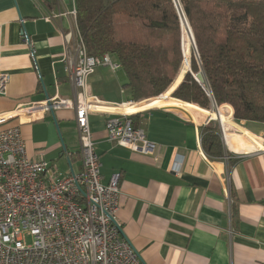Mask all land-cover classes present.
Here are the masks:
<instances>
[{
	"label": "crops",
	"instance_id": "obj_1",
	"mask_svg": "<svg viewBox=\"0 0 264 264\" xmlns=\"http://www.w3.org/2000/svg\"><path fill=\"white\" fill-rule=\"evenodd\" d=\"M74 10V0H0V73L8 76L0 115L10 116L3 128L19 127L27 157L63 175L81 169L73 111L28 114L23 106L73 99L60 59L65 35L76 34ZM179 72L182 79L186 72ZM126 84L122 68L98 67L87 78L101 182L119 175L116 221L122 237L144 264H264V122L235 121L232 108L221 105L225 144L220 119L210 118L213 109L174 99L168 91L133 102ZM127 103L132 105L121 106ZM117 114L129 116L155 143L153 155L108 141L105 122ZM206 126L220 139L211 156L201 143Z\"/></svg>",
	"mask_w": 264,
	"mask_h": 264
},
{
	"label": "built area",
	"instance_id": "obj_2",
	"mask_svg": "<svg viewBox=\"0 0 264 264\" xmlns=\"http://www.w3.org/2000/svg\"><path fill=\"white\" fill-rule=\"evenodd\" d=\"M72 15L75 17V10ZM21 38L33 58L29 39L24 33ZM60 62L71 83L73 99L52 97L22 106L28 114L73 111L81 169L63 175L44 160H30L19 127L3 128L10 116L0 115V264H144L121 235L116 221L119 175L102 184L88 121L93 107L87 95V78L98 67L114 72L121 66L108 54L88 56L77 30L75 36L65 35ZM7 83L8 76L0 73V96L6 94ZM216 109L215 119L219 120ZM105 130L110 143L131 152L151 156L156 149L125 114L108 117ZM175 167L178 170V163Z\"/></svg>",
	"mask_w": 264,
	"mask_h": 264
},
{
	"label": "trees",
	"instance_id": "obj_3",
	"mask_svg": "<svg viewBox=\"0 0 264 264\" xmlns=\"http://www.w3.org/2000/svg\"><path fill=\"white\" fill-rule=\"evenodd\" d=\"M176 1L182 21L174 0H74L87 55L108 54L120 64L133 102L174 91L172 98L206 110L211 98L217 107L227 104L235 121L264 122V0ZM188 28L197 57L182 80L176 76L188 69ZM182 31L189 33L183 63ZM200 70L204 86L193 77ZM201 143L208 156L220 148L207 126Z\"/></svg>",
	"mask_w": 264,
	"mask_h": 264
},
{
	"label": "water",
	"instance_id": "obj_4",
	"mask_svg": "<svg viewBox=\"0 0 264 264\" xmlns=\"http://www.w3.org/2000/svg\"><path fill=\"white\" fill-rule=\"evenodd\" d=\"M175 1V5H176V8L178 9V13H179V17H180V21H182V12L180 10V7L177 3L176 0ZM189 29V28H188ZM189 32H190V36H191V41H192V46H193V51H194V56L197 57V51H196V47H195V43H194V40H193V37H192V34H191V31L189 29ZM195 80L201 85V86H204L206 84V79H205V76L204 74L202 73V71L200 70L198 73H196L194 76ZM184 78V77H183ZM183 80V79H182ZM182 82V81H181ZM180 82V83H181ZM207 94L210 96V93L209 91H207ZM211 101H212V109L214 110L215 114H216V117H217V109H216V105L215 103L213 102L212 98H211Z\"/></svg>",
	"mask_w": 264,
	"mask_h": 264
},
{
	"label": "rangeland",
	"instance_id": "obj_5",
	"mask_svg": "<svg viewBox=\"0 0 264 264\" xmlns=\"http://www.w3.org/2000/svg\"><path fill=\"white\" fill-rule=\"evenodd\" d=\"M182 26V25H181ZM188 31V30H187ZM192 34V33H191ZM189 40V33H187L186 31H182V63L184 61V54H183V49H185L187 47V42ZM189 51H190V54H189V58H188V69L186 71V73L189 71L190 69V60L192 58V56H194V51H193V46H189ZM182 65V64H181ZM185 73V74H186ZM194 76V75H193ZM195 79V78H194ZM162 95V94H161ZM160 96V95H159ZM157 96V97H159ZM171 96V94H170ZM152 98H155V97H152ZM152 98H149V99H152ZM147 100V99H146ZM220 108V107H219ZM210 117L212 118H215L214 115H211ZM224 118V117H223Z\"/></svg>",
	"mask_w": 264,
	"mask_h": 264
},
{
	"label": "bare ground",
	"instance_id": "obj_6",
	"mask_svg": "<svg viewBox=\"0 0 264 264\" xmlns=\"http://www.w3.org/2000/svg\"><path fill=\"white\" fill-rule=\"evenodd\" d=\"M124 106H127V105H124ZM210 118H212V117H210ZM216 118V117H215ZM212 119H214V118H212ZM219 119L221 120V122L223 123V121H224V118L220 115V117H219Z\"/></svg>",
	"mask_w": 264,
	"mask_h": 264
}]
</instances>
